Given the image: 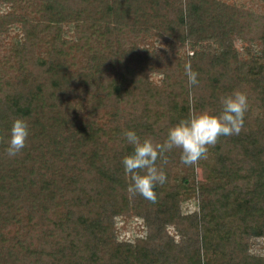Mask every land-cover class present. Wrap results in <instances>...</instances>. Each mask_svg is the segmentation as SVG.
Returning a JSON list of instances; mask_svg holds the SVG:
<instances>
[{
	"label": "trees",
	"instance_id": "trees-1",
	"mask_svg": "<svg viewBox=\"0 0 264 264\" xmlns=\"http://www.w3.org/2000/svg\"><path fill=\"white\" fill-rule=\"evenodd\" d=\"M253 1L0 0V264H264L251 249L264 246V0ZM233 90L248 97L243 127L208 147L201 178L174 148L157 159L167 179L154 202L128 192L123 130L162 142ZM16 117L30 134L9 157ZM190 197L198 209L183 214ZM123 217L142 230L119 235Z\"/></svg>",
	"mask_w": 264,
	"mask_h": 264
},
{
	"label": "clouds",
	"instance_id": "clouds-1",
	"mask_svg": "<svg viewBox=\"0 0 264 264\" xmlns=\"http://www.w3.org/2000/svg\"><path fill=\"white\" fill-rule=\"evenodd\" d=\"M185 73L190 85L198 83L197 73L191 62L185 63ZM221 110L192 111L167 129L162 142H154L151 137H141L134 129H125L122 136L132 146V151L122 158V165L130 183L127 190L137 193L147 200L155 201V187L166 182L163 167L157 166L158 157L167 162L166 152L180 149V159L185 165H194L205 158L208 147L214 145L220 136L239 134L244 124V114L248 108L247 94L233 90L221 97ZM30 134L29 122L16 117L9 129L6 152L14 157L26 146Z\"/></svg>",
	"mask_w": 264,
	"mask_h": 264
},
{
	"label": "rangeland",
	"instance_id": "rangeland-1",
	"mask_svg": "<svg viewBox=\"0 0 264 264\" xmlns=\"http://www.w3.org/2000/svg\"><path fill=\"white\" fill-rule=\"evenodd\" d=\"M236 1L242 2V3H247V4L250 3V0H236ZM253 2L255 3L256 7L262 6L261 3L259 4L258 0H254ZM4 7L5 6H0V11L5 10L6 8H4ZM63 32H64V36L68 37V38L72 34L70 27L65 26V25L63 28ZM235 44L238 48H240V41L239 40H236ZM154 46H155V49H161L163 47L162 43L159 41V39L155 40ZM157 78H158L157 75H155V74L152 75V79H157ZM211 103L216 104L214 99L211 101ZM202 173H203L202 169H200L199 167H197L195 165L193 166V177L195 180L201 178ZM179 208L183 214H188V213H192V212L197 211L198 206L196 203V198L190 197V198L184 199L183 201L180 202ZM141 224L142 223L140 222V219L136 220V219H132L129 217H123L122 221H120L118 223L115 230L121 236L122 235L131 236L133 233H137V232H140L142 230ZM169 230L172 232L171 227L169 228ZM176 239H177V237H176ZM263 248H264V246H263L261 240H259V239L253 240V243L251 246V249L253 251H255L256 253L262 252Z\"/></svg>",
	"mask_w": 264,
	"mask_h": 264
}]
</instances>
